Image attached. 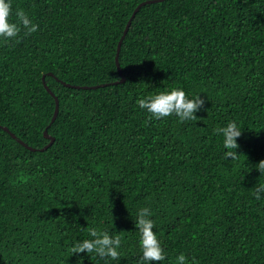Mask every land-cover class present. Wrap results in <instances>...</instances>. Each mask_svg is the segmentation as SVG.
Wrapping results in <instances>:
<instances>
[{"label": "trees", "instance_id": "1", "mask_svg": "<svg viewBox=\"0 0 264 264\" xmlns=\"http://www.w3.org/2000/svg\"><path fill=\"white\" fill-rule=\"evenodd\" d=\"M12 8L38 28L0 39V264H138L143 207L166 253L152 264H264V0ZM172 87L205 108L181 121L136 104ZM228 120L236 159L214 131ZM90 228L120 255L73 253Z\"/></svg>", "mask_w": 264, "mask_h": 264}, {"label": "clouds", "instance_id": "2", "mask_svg": "<svg viewBox=\"0 0 264 264\" xmlns=\"http://www.w3.org/2000/svg\"><path fill=\"white\" fill-rule=\"evenodd\" d=\"M13 15L16 19H13ZM23 28L25 34L35 32L38 25L26 14L22 8L13 11L12 0H0V39L16 37ZM136 104L151 114V117L162 118L170 114H175L181 121L191 120L196 113L205 108L206 98L200 94H186L182 87H172L170 90L159 91L155 94L140 96L136 99ZM206 110V109H205ZM222 138L225 158L236 159L238 153L237 137L241 134V128L236 120H228L223 126L214 129ZM264 175V159L253 165ZM255 196L262 198L264 194V183L258 182L255 186ZM153 219L149 218V208L138 209L135 219V226L139 234L140 258L138 264H152L154 261L163 262L165 250L156 232L153 230ZM92 237L84 238L74 242L73 253L86 252L95 253L100 257L117 258L120 255L119 236L110 235L108 232L97 233L95 228L88 229ZM177 264H186V256L180 253L176 256Z\"/></svg>", "mask_w": 264, "mask_h": 264}, {"label": "water", "instance_id": "3", "mask_svg": "<svg viewBox=\"0 0 264 264\" xmlns=\"http://www.w3.org/2000/svg\"><path fill=\"white\" fill-rule=\"evenodd\" d=\"M144 3H145V2H143L142 4H140V5L136 8L135 12H134L133 15H132V18L136 15L137 11L140 9V7H141ZM130 22H131V19L129 20V23H128V25H127V28H126V30H125V33L127 32V29H128V27H129V25H130ZM123 37H124V35H123ZM123 37H122V39H123ZM122 39H121L120 42H119L118 50H117V55H116V61H117L118 67H119V54H120V50H121ZM49 90H50V89H49ZM53 95H54V93H53ZM58 112H59V99L56 97V111H55V114H54V117H53V121H54V119L56 118ZM45 133H46V136L49 137V134L47 133V131H46ZM50 137H51V143H52V142L54 141V137H52V136H50ZM51 143H50V144H51Z\"/></svg>", "mask_w": 264, "mask_h": 264}]
</instances>
